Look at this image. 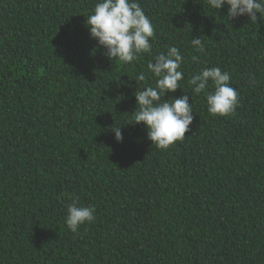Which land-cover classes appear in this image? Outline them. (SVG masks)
<instances>
[{
    "label": "trees",
    "instance_id": "trees-1",
    "mask_svg": "<svg viewBox=\"0 0 264 264\" xmlns=\"http://www.w3.org/2000/svg\"><path fill=\"white\" fill-rule=\"evenodd\" d=\"M96 2L0 0V264H264V20L139 0L152 53L126 65L90 38ZM168 46L184 79L164 99L188 95L194 119L160 150L131 114L136 89L154 86L138 74ZM211 67L239 92L232 115H210L187 83ZM73 200L96 209L78 234Z\"/></svg>",
    "mask_w": 264,
    "mask_h": 264
},
{
    "label": "clouds",
    "instance_id": "clouds-1",
    "mask_svg": "<svg viewBox=\"0 0 264 264\" xmlns=\"http://www.w3.org/2000/svg\"><path fill=\"white\" fill-rule=\"evenodd\" d=\"M207 5L211 10H220L227 5L228 20L241 16H247L255 24L258 19L264 20V0H207ZM85 26L90 38L97 41L98 46L105 50L106 58L112 62L118 60L127 65L145 53H152L150 41L155 31L139 0H97L86 17ZM190 43L195 51L205 52L201 37L192 38ZM196 59L194 56L193 60ZM184 62L180 49L168 46L166 52L154 55L148 62L147 74L141 72L137 76V81H145L147 75L154 81V86L147 84L133 93L136 110L131 114V124L142 123L147 139L160 150H167L175 142L183 140L194 119L188 95L164 99L167 93L182 89L179 82L184 79ZM231 79L229 72L211 67L201 69L187 83L192 93L197 96L203 94L210 115L225 117L234 114L239 106V92L231 86ZM121 128L113 125L111 129L118 143L123 141ZM95 211L94 206H82L73 200L67 205V229L78 234L82 225L95 221Z\"/></svg>",
    "mask_w": 264,
    "mask_h": 264
}]
</instances>
